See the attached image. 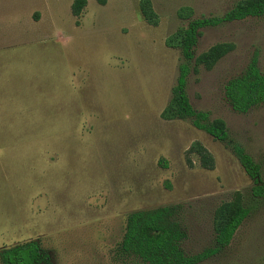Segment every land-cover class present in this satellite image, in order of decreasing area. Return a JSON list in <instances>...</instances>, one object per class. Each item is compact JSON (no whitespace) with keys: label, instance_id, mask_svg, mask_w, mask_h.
<instances>
[{"label":"rangeland","instance_id":"rangeland-1","mask_svg":"<svg viewBox=\"0 0 264 264\" xmlns=\"http://www.w3.org/2000/svg\"><path fill=\"white\" fill-rule=\"evenodd\" d=\"M245 0H0V250L37 239L55 264H139L121 243L131 212L181 203L191 254L213 246L218 210L252 208L231 245L200 264H264V198L232 148L165 119L181 51L169 40L191 18L223 15ZM219 42L234 49L198 67L187 91L196 109L222 120L262 166L264 104L235 111L225 94L254 54L264 71V15L203 29L196 55ZM201 142L216 167L201 165ZM0 264H2L0 258Z\"/></svg>","mask_w":264,"mask_h":264},{"label":"trees","instance_id":"trees-1","mask_svg":"<svg viewBox=\"0 0 264 264\" xmlns=\"http://www.w3.org/2000/svg\"><path fill=\"white\" fill-rule=\"evenodd\" d=\"M106 4L107 0H97ZM88 0H74L72 12L80 16ZM140 8L144 18L157 25L159 16L153 8L152 0H141ZM190 7L181 8L179 15L187 24L179 28L169 40L181 51V62L172 97L162 112L165 119H191L193 125L206 131L214 138L228 144L247 174L254 180L252 194L264 198L262 166L247 152L245 147L233 139L224 121L211 120L210 113L196 109L191 102L187 87L189 77L198 71L200 65L207 69L214 66L234 49L230 42H219L208 50L196 55L203 29L225 23L264 15V0H245L234 5L223 15L191 18ZM225 94L235 111L246 113L264 104V71L259 65V56L254 54L245 70L231 78L225 86ZM188 153H196L201 165L214 169L216 160L212 152L197 141ZM181 203L163 205L151 209L131 212L127 219L125 234L121 243L123 253L135 256L139 264H200L228 248L245 220L251 215L252 208L243 203L230 202L218 210L216 236L213 246L198 253H188L183 248L187 238ZM2 264H55L53 255L37 239L17 243L0 250Z\"/></svg>","mask_w":264,"mask_h":264}]
</instances>
